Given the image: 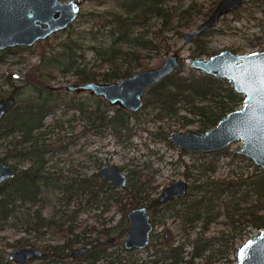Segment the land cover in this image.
<instances>
[{"label":"trees","instance_id":"1","mask_svg":"<svg viewBox=\"0 0 264 264\" xmlns=\"http://www.w3.org/2000/svg\"><path fill=\"white\" fill-rule=\"evenodd\" d=\"M172 1L176 3L170 4ZM218 1L209 0V5L204 8L195 2L185 6L184 0H118L110 10L91 11L89 19L85 20L89 24L88 28L76 32L75 36L69 34L54 49L43 52L32 73L27 75L29 80L18 86L12 84L7 98H13L15 105L0 122V145L5 143L4 146L7 147L0 162L6 163L13 159L16 164L13 165L14 176L0 185V231L10 226L24 233V236L15 239L14 243L5 242L0 245V264H14L8 260L6 248L28 246L38 247L42 252V257L35 264H84L82 257H85L87 264H94L100 257L111 255L98 241L82 238L74 232L76 210H68L67 207L78 197L98 207V192L116 189L99 178L97 173L79 179L59 174L53 176L45 166L46 155L53 149L47 146L43 135L50 125L46 123L49 117H52L53 125L61 127L60 124L57 125L56 115L64 116L72 112V120L83 121V133L91 131L103 136L108 131L118 138L129 139L130 130L135 129L131 122L135 114L116 106L111 107L100 97L95 101H90V97L76 98L69 94L66 86H62L57 78L70 75L75 84L91 81L110 83L136 71L149 69L145 58L151 52L159 53L163 50V44L169 49L159 35L148 38L146 28L151 19L159 20L160 34L171 26L175 15L179 19H189L194 13L206 16ZM99 2L101 1L98 0L97 3ZM244 2L260 8L264 14V0ZM70 26L71 24L68 27ZM262 31L264 34V26ZM205 32L207 30L192 40L195 43L192 50L194 58L215 53H208L207 45L201 39ZM16 49L27 47L17 46ZM5 50L0 51V61L4 58ZM85 50H90L97 62L94 61L91 65L85 62ZM196 73L191 68L187 74H183L179 66L145 92L142 106L155 110L157 120L176 118L182 120L183 124L198 121V129L202 132L215 126L228 112L241 106L242 96L233 91L228 81ZM143 130L150 138L159 137L170 144L167 136L162 135L164 131L161 128L156 132L148 127ZM22 162L27 163V167L19 169L18 164ZM242 184L243 182L207 181L192 188L189 200L183 201L188 195L187 191L184 198L158 203L156 198L146 193L143 184H130L127 179L126 187L121 192L112 191L110 197L122 211L145 205L152 212L155 208L163 207L165 212L180 221L186 237L175 245L155 249L151 254L156 257L150 260L152 264H193L195 258L205 256L207 260L213 257V253L209 251L212 241L203 238L201 233L209 224L217 221L220 206L225 207L227 225L234 232L230 235L222 233L219 239L224 246L222 253L228 255L230 249L236 252L233 239L241 234L247 224L254 225L258 230L264 229V171L251 182L250 191L240 193ZM52 191L63 195L65 207L55 209L50 217H45L42 209L49 204L48 195ZM226 194L231 197L229 202L224 200ZM250 197L255 202L249 203L240 212V202L245 201L247 204ZM178 202L181 205L176 208L174 204ZM107 207L104 204L103 208ZM196 224L200 225L201 233L190 240L186 232ZM48 230L59 236L57 242L40 245L42 236ZM125 232L126 227L123 226L120 233ZM78 244L89 245L88 250L83 256L72 259L70 252ZM186 246H190V251ZM129 260L128 264H137L136 261ZM126 261L110 260L108 264H126Z\"/></svg>","mask_w":264,"mask_h":264},{"label":"rangeland","instance_id":"2","mask_svg":"<svg viewBox=\"0 0 264 264\" xmlns=\"http://www.w3.org/2000/svg\"><path fill=\"white\" fill-rule=\"evenodd\" d=\"M99 1L101 2L97 3L98 0H84L77 19L65 31L54 33L47 39L27 47V49H16V47H13L11 50H5L4 58L0 61V100L7 98L11 92L12 84L18 86L23 81L29 80L27 75L32 73V69L38 63L43 52L54 49L57 43L69 34L75 36L76 32L88 28L89 24L85 20L89 19L91 11L104 12L110 10L114 8L118 0ZM190 2L203 5L204 8L209 5V0H184L185 6ZM175 3L173 1L170 2L173 5ZM204 8L203 10H205ZM212 11L206 16L202 13H194L189 19H179L175 15L171 26L160 34L158 32L160 29L159 20L151 19L147 23L146 28L148 30V38L158 37L159 35L160 40L165 42L169 49L163 44L164 49L160 50L159 53L151 52L145 58V62L148 63L150 68L158 66L165 56L178 52L181 56L179 63L181 72L187 74L189 69L192 68L190 60L194 58L192 50L195 47V43L184 44V34L195 30ZM262 26H264V14L261 9L253 7L251 3L244 2L240 8L220 14L216 22L208 29L209 31L207 30L201 36V39L207 45L208 53H217L223 49L239 54L264 51ZM255 37L260 39L251 45ZM208 57V55H202L198 58L206 59ZM84 60L89 65L97 62L90 50L84 51ZM195 71L197 72L196 74L202 73ZM57 81L62 86L74 84V79L70 75L65 78L59 77ZM69 94L76 98L90 97V101H95L98 98L90 95L89 92H69ZM155 113V110L144 106L139 111L131 113L135 114L131 118L132 126L135 129L130 130L131 136L129 139L125 137L118 138L108 131H105L103 136L96 135L91 131L83 133V121L72 120V112L64 116L56 115L57 125L60 124L61 127L53 125V119L49 117L46 123H50V125L44 130L43 135L47 146L49 145L53 149L46 155L47 162L45 166L47 170L52 172L53 176L54 174H59L62 177L79 179L91 177L95 173L98 174L101 166L114 164L126 175L130 184H143L146 188V193L152 198H156L162 189L173 180L182 179L188 184V195L183 201L191 198L190 194H192L191 190L194 186L207 181L215 183L243 182L241 188H239L240 193L245 190L250 191L251 182L258 174L264 171L250 159L236 153L242 145L239 140L230 144L219 153L217 151L201 153L183 151L170 143L169 140L170 144L159 137L150 138L143 128L148 127L154 132L161 128L164 131L162 135L167 136V139L171 133L176 131L203 133L198 129V121L194 120L192 123L183 124L182 120L176 118L165 117L157 120L155 119ZM4 145L5 143L0 145V158L4 156L7 149ZM6 164L13 166L16 161L9 159ZM24 167H27V163L18 164L19 169ZM114 188L116 190L110 189L106 192H98V207L88 204L84 198L79 197L67 207L68 210H76L73 223L75 226L74 232L82 238L98 241L103 247H106L107 252L111 253L108 257H100L94 264H108L110 260L118 262L123 259L127 260L126 264H128V259L136 261L137 264H152L150 260L156 257H152L151 254L155 249L164 246L163 231L165 229L170 230L169 244L175 245L184 240L186 235L182 230L180 221L170 215V213L165 212L163 207H159L152 210L153 214L151 210H147L153 224L149 244L143 249L126 250L123 246L126 232L121 234L120 229L123 226L127 228L126 213L128 210L122 211L112 201L111 192L122 191V189L117 187ZM48 200L49 204L42 209L45 217H50L55 209H64L65 207L63 195L58 191H52L48 195ZM224 200L229 202L231 200L230 195H224ZM246 202L247 204H245V201L240 202V212H243V208H246L249 203L252 204L255 200L250 197ZM104 204L108 206L107 209L103 208ZM174 205L178 208L181 202ZM225 213V207L220 206L219 218L216 222L209 224L203 233L200 232L199 224H196L186 232L189 234L190 240L199 235L198 233L200 232L203 238L212 241L209 251L213 253V257L207 258V260L204 258L205 256L195 258L193 264H235L236 252L232 251V249H230L228 255L221 252L224 249L221 241H219L222 233L224 235L234 233L231 226L227 225ZM68 214H70V211ZM106 229L108 231H105ZM48 231L42 236L40 245L57 242L59 236L50 232L51 230ZM258 231L254 225L247 224L242 229L241 234L234 237V247L238 248L245 239L257 234ZM23 236L24 233L21 231L7 226L0 231V245L5 242L14 243L15 239ZM79 246L83 245L78 244L74 248ZM14 249L6 248V252L9 253ZM186 249L190 251V246H186ZM82 258V262L87 264L85 257Z\"/></svg>","mask_w":264,"mask_h":264},{"label":"water","instance_id":"3","mask_svg":"<svg viewBox=\"0 0 264 264\" xmlns=\"http://www.w3.org/2000/svg\"><path fill=\"white\" fill-rule=\"evenodd\" d=\"M84 0H0V51L13 47H30L52 34L65 30L78 17ZM243 5V0H219L212 13L199 26L184 34L183 43L188 44L200 33L208 30L217 17ZM255 37L251 45L259 41ZM181 56L173 52L161 63L146 70H139L116 82L91 81L69 84V92H89L102 98L110 106L134 113L143 105L145 92L173 73L179 66ZM190 66L203 74L230 82L233 91L243 100L241 106L228 112L215 126L203 133L176 131L168 136L170 143L183 151L211 153L225 149L235 141H241L237 154L250 159L264 170V51L235 53L220 50L206 59L191 58ZM15 105L13 98L0 100V122ZM13 166L0 162V185L14 176ZM98 175L110 185L123 189L127 178L114 165L101 166ZM188 184L175 179L167 185L156 200L163 203L184 198ZM145 206L130 209L126 213L127 228L123 246L126 250L143 249L150 242L153 224ZM164 244L168 245L170 230L165 229ZM87 246H79L70 252L72 259L83 256ZM38 247H22L10 251L7 258L14 264H28L40 258ZM235 264H264V229L245 239L236 249Z\"/></svg>","mask_w":264,"mask_h":264},{"label":"flooded vegetation","instance_id":"4","mask_svg":"<svg viewBox=\"0 0 264 264\" xmlns=\"http://www.w3.org/2000/svg\"><path fill=\"white\" fill-rule=\"evenodd\" d=\"M243 2H244V0H243ZM127 112V111H126ZM135 113V112H134ZM99 176V175H98ZM126 176V175H125ZM127 178V177H126ZM127 185V184H126ZM126 187V186H125ZM157 198V197H156ZM176 199H180V198H176ZM171 200H174V199H171ZM171 200H169V201H171ZM157 201V200H156ZM166 202H168V201H166ZM164 203V202H163ZM145 206V205H144ZM138 207H140V206H138ZM146 207V206H145ZM147 209V208H146ZM148 213V212H147ZM150 218V217H149ZM151 221V220H150ZM164 244V243H163ZM165 245V244H164ZM132 250V249H131ZM41 257H42V255H41ZM40 257V258H41ZM40 258H37V259H32V260H29V262H28V264L30 263V264H33V263H37V261H38V259H40Z\"/></svg>","mask_w":264,"mask_h":264}]
</instances>
